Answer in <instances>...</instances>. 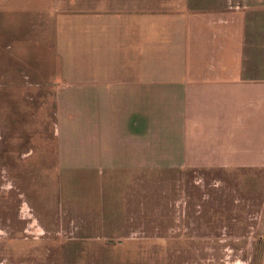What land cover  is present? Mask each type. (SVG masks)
Returning a JSON list of instances; mask_svg holds the SVG:
<instances>
[{
  "label": "rangeland",
  "instance_id": "374dc122",
  "mask_svg": "<svg viewBox=\"0 0 264 264\" xmlns=\"http://www.w3.org/2000/svg\"><path fill=\"white\" fill-rule=\"evenodd\" d=\"M135 1L0 0V264H264V91L236 95L232 157L214 155L216 120L182 86H90L76 44L105 10L136 61L167 67L159 23L187 0ZM262 8L237 14L242 57L264 37ZM77 20L90 21L74 36Z\"/></svg>",
  "mask_w": 264,
  "mask_h": 264
},
{
  "label": "crops",
  "instance_id": "0c3cea01",
  "mask_svg": "<svg viewBox=\"0 0 264 264\" xmlns=\"http://www.w3.org/2000/svg\"><path fill=\"white\" fill-rule=\"evenodd\" d=\"M110 1L117 2L118 0ZM224 1L212 0V2L192 3L191 0H187V5L190 8L187 10L188 12L183 15L178 14L170 21L165 20L159 23L160 28L173 30V36L170 37L172 40L167 44L164 52L168 65L163 69L156 67L155 57L152 56L147 58L154 62L151 68H145V58L142 60L139 58L136 61L137 58L133 54L136 52L133 41L126 43L125 34L123 37L114 30L111 32L110 27L117 24L118 21L108 17L106 10L101 12L100 16L96 17L97 20L91 21V23L101 25V27L95 28L98 31L90 33V31L84 30V35L81 36L86 39L81 44L78 38V44H76H80L79 46H82L83 49L87 48L90 65L91 62L95 65L94 70L90 68L89 75L95 84H90V86L96 87V91L104 89L107 92V88L110 86L136 83L135 75L137 74L139 76L137 83L168 82L169 88H173L174 91L177 86H182L187 102L186 106L192 108L198 104L197 107L208 109V115L212 120H216L212 122L217 127L216 138H206L218 143V151L214 155L232 157L235 153L238 155L235 144L239 143L241 134L240 130L234 127V121L236 115H240V102L236 95L239 97L242 92L264 91V71L258 69V66L263 64L258 60V57L264 58V37L257 43L249 41L250 44H245L244 39V57H242L240 53L242 39L239 40L237 30L243 28L245 23L241 26V22L239 23L237 20V14L248 10L249 6L260 10L259 8L264 6V0H249L245 7H241L239 4L226 6L227 8ZM147 2L148 0L135 1L137 5H145ZM130 10V12L139 13L141 10H145V6H138ZM175 10V7L171 8L169 13L175 12ZM152 12L155 11L151 10ZM166 12L167 10L161 14ZM90 15L93 19V14ZM155 18L160 17L157 15ZM89 21H75L74 25L77 31H74V36H79L78 28L86 26ZM163 24L165 27H161ZM236 24L239 27H236ZM255 44L257 45L255 46ZM136 46L138 45L136 44ZM241 57L244 59V63L247 62L249 65L242 64ZM178 62H181L182 65ZM136 108L141 107L137 105ZM226 117L232 120L229 123L233 125L232 128L229 127L227 133L225 132L227 129ZM131 118L134 119V116ZM205 124L206 132L204 134L209 135L211 133L208 131L209 122L207 121ZM231 145L234 147L232 151L228 149ZM226 167L229 166L226 165ZM228 263L230 264V262L225 264Z\"/></svg>",
  "mask_w": 264,
  "mask_h": 264
}]
</instances>
